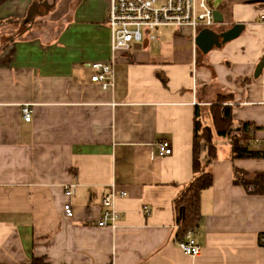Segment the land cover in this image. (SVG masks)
I'll return each instance as SVG.
<instances>
[{
	"label": "crops",
	"instance_id": "1",
	"mask_svg": "<svg viewBox=\"0 0 264 264\" xmlns=\"http://www.w3.org/2000/svg\"><path fill=\"white\" fill-rule=\"evenodd\" d=\"M214 7L223 22L211 28L244 23L242 32L205 51L202 28L143 31L116 53L104 86L88 63L112 56L106 0L0 5V264H264V183L241 179L264 172V0ZM219 94L229 96L233 133L251 124L245 144L262 155L236 157L231 135L215 134L192 256L177 244L175 199L194 177L196 106L211 122ZM114 187L127 191L114 200L120 217L99 225Z\"/></svg>",
	"mask_w": 264,
	"mask_h": 264
},
{
	"label": "built area",
	"instance_id": "2",
	"mask_svg": "<svg viewBox=\"0 0 264 264\" xmlns=\"http://www.w3.org/2000/svg\"><path fill=\"white\" fill-rule=\"evenodd\" d=\"M108 2L107 24L111 30L112 56L106 61H93L88 64L96 72L93 80H100L104 86L113 83L114 64L116 53L127 49L131 41L142 36V32L150 33V37H156L155 31L163 25L178 27L190 26L196 31L204 27H212L216 24L215 7L212 0H106ZM264 17V15H263ZM27 120L32 118V108L26 104L23 107ZM253 129V126L250 127ZM160 154H169L173 147L169 139L158 142ZM126 190L113 188L103 196V214L99 219V225H115L120 212L114 207V200L120 195H125ZM69 197L74 196V184L66 189ZM145 211H149L147 206ZM64 213L67 216L74 215V205L71 199L64 204ZM177 244L188 254L195 256L200 254L201 245L189 230L183 238H177Z\"/></svg>",
	"mask_w": 264,
	"mask_h": 264
},
{
	"label": "trees",
	"instance_id": "3",
	"mask_svg": "<svg viewBox=\"0 0 264 264\" xmlns=\"http://www.w3.org/2000/svg\"><path fill=\"white\" fill-rule=\"evenodd\" d=\"M7 0H0V5ZM229 96L219 94L215 102L210 105L208 121L206 113L199 106H196L194 121V144H193V169L194 177L185 186L182 192L175 199V207L178 221L177 238H183L189 230H194L202 217L201 193L203 189L211 186L214 175L208 165L217 158V146L215 134L231 135V143L234 156L252 157L262 155L261 150L249 148L245 142L250 138V127L248 122H243V127L238 133L234 131V117L231 104H226ZM245 176V175H244ZM244 184L250 182L259 185L264 183V172H258L254 177L245 176ZM259 190V189H257ZM263 240V235H261ZM23 264V263H21ZM26 264H46L44 260L33 258Z\"/></svg>",
	"mask_w": 264,
	"mask_h": 264
},
{
	"label": "water",
	"instance_id": "4",
	"mask_svg": "<svg viewBox=\"0 0 264 264\" xmlns=\"http://www.w3.org/2000/svg\"><path fill=\"white\" fill-rule=\"evenodd\" d=\"M46 4H47V8H49L52 5L48 3ZM39 6H40L39 2L32 4L29 16L26 18V21H31L35 19ZM218 13H220V10L218 8H215V19L217 20V22H223L222 18L219 19L217 17ZM244 27H245L244 23H236L232 27L221 31H217L211 27H204L198 34L197 43L205 51H207L214 43L221 44L223 41L236 37L242 32Z\"/></svg>",
	"mask_w": 264,
	"mask_h": 264
},
{
	"label": "rangeland",
	"instance_id": "5",
	"mask_svg": "<svg viewBox=\"0 0 264 264\" xmlns=\"http://www.w3.org/2000/svg\"><path fill=\"white\" fill-rule=\"evenodd\" d=\"M220 1H223V0H212V3H213L214 6H217ZM165 29L170 31L172 28L171 27H166Z\"/></svg>",
	"mask_w": 264,
	"mask_h": 264
}]
</instances>
